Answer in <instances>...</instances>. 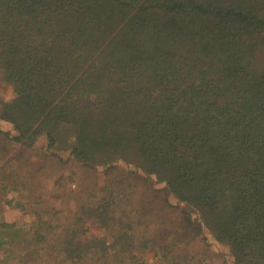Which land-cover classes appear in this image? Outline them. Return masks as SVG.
<instances>
[{"label": "trees", "instance_id": "trees-1", "mask_svg": "<svg viewBox=\"0 0 264 264\" xmlns=\"http://www.w3.org/2000/svg\"><path fill=\"white\" fill-rule=\"evenodd\" d=\"M0 84L14 94L0 95L13 127L0 130V164L8 142L45 138L47 153L107 180L83 207L105 236L84 238L79 216L30 255L227 264L188 249L187 230L167 221L175 198L232 264H264V0H0ZM120 164L127 173L111 180ZM14 234L0 223V249Z\"/></svg>", "mask_w": 264, "mask_h": 264}, {"label": "rangeland", "instance_id": "rangeland-1", "mask_svg": "<svg viewBox=\"0 0 264 264\" xmlns=\"http://www.w3.org/2000/svg\"><path fill=\"white\" fill-rule=\"evenodd\" d=\"M0 95L5 99L14 96L10 87L1 84ZM12 128L10 123L0 121V130L13 133ZM46 144L45 138L32 148L13 141L7 144L9 150L0 164V223L13 225L16 241L0 249V264H45L44 257L30 255L32 250L47 246L39 241L40 234H44L47 242L51 243L56 237L67 234L79 216L85 219L81 227L84 238L108 233L83 213V207L95 200L94 196L104 194L101 191V184L107 182L104 168L93 171L77 164L74 159L62 161L56 155L47 153ZM56 153L63 160L70 156L65 150ZM119 166L110 172L111 180L113 175L127 173L123 164ZM157 187L162 188L163 185L158 184ZM144 189L139 188L137 200ZM171 202L177 206L167 221L175 224L180 236L187 230L185 239L191 242L188 249L196 253L209 247L217 252V261L232 264L228 247L219 244L185 204L178 203L175 198ZM186 211L191 221L182 218V213ZM147 222V231L152 232L156 228L155 218L151 217ZM30 239L31 243L28 242ZM146 258L149 264H160V257L151 251H147Z\"/></svg>", "mask_w": 264, "mask_h": 264}]
</instances>
